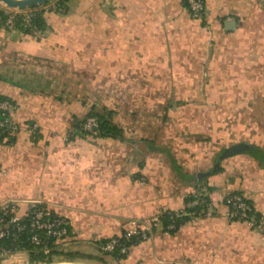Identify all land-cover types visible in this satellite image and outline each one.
<instances>
[{"label": "crops", "instance_id": "crops-1", "mask_svg": "<svg viewBox=\"0 0 264 264\" xmlns=\"http://www.w3.org/2000/svg\"><path fill=\"white\" fill-rule=\"evenodd\" d=\"M204 2L196 20L183 0H67L41 38L0 30V98L20 126L0 138V203L47 204L68 221L63 247L93 264H264V234L223 204L239 192L264 218V160L219 159L264 152V0ZM106 111L119 136L77 133ZM198 192L204 216L155 226L123 258L102 251Z\"/></svg>", "mask_w": 264, "mask_h": 264}, {"label": "built area", "instance_id": "built-area-1", "mask_svg": "<svg viewBox=\"0 0 264 264\" xmlns=\"http://www.w3.org/2000/svg\"><path fill=\"white\" fill-rule=\"evenodd\" d=\"M187 6L188 12L193 19L201 20L205 15L204 0H183ZM63 13L61 8L54 0L41 6L26 9H13L5 7L3 16L0 17V30L22 29L34 38H41L45 31L40 28L36 19L41 12ZM15 104L6 98H0V138L16 133L20 126L13 120ZM98 119L90 116L82 123L81 128L87 135H95L98 129ZM37 125H32L36 129ZM70 135L64 139L69 140ZM6 170L0 163V177L4 176ZM144 181V180H143ZM200 193L192 194V200L187 202L186 208L181 210L169 211V224L165 226L167 231L175 229V218L188 215L191 219H197L204 216L203 211L196 214L189 209L198 206ZM248 199L241 194H234L231 190H226L223 198V204L226 208V215L232 221L244 222L248 227L264 234V218L258 221L249 215L252 211V205L247 202ZM162 214L154 216L151 221L140 222L132 220L131 227L124 233V238L130 240L136 238L139 241L147 240L155 226L162 225ZM69 235L68 221L54 213L52 208L43 202L31 206L28 211H20V203L16 200H6L0 203V240H8V246L0 245V263L5 261L20 250L18 243L22 236H27L30 244L41 247V250L48 254L53 246H64ZM119 248L120 254H127L130 247L121 246L118 238H111L104 245L102 250L105 253L112 254Z\"/></svg>", "mask_w": 264, "mask_h": 264}, {"label": "trees", "instance_id": "trees-1", "mask_svg": "<svg viewBox=\"0 0 264 264\" xmlns=\"http://www.w3.org/2000/svg\"><path fill=\"white\" fill-rule=\"evenodd\" d=\"M54 1L61 8L64 9V12L66 11V2H67V0H54ZM184 4H185V2H184ZM44 12L45 11L41 12V14L37 17L36 23H37V25L40 28H42L46 32V22H45V18H44V15H45ZM2 16H3V9H0V17H2ZM90 116L97 117L98 122H99L98 129H97L95 135H98V136H119L120 135V130L112 122L111 112H109V111H106L104 113L91 112L86 118H88ZM85 119L82 120L78 124L77 129H76L77 133L86 135V133L83 132V130L81 128V125L85 121ZM224 153H225V149L221 152V154L219 156V159H224L225 158ZM262 160H264V158ZM198 193L201 194L200 195V200H202L203 202H201L195 208L189 209V211L190 212H195L196 214H198L201 211H203V215H204L207 212V208L210 206L211 201H210V198L208 197L207 194H205L203 192H198ZM233 193L234 194H241V193L236 192V191H233ZM190 200H192V195H190L188 197V201H190ZM247 202L250 203V205H252V211L249 212V215L251 217H254L257 221L259 219L263 218V216H261V214H259L256 211V209L254 208L253 203L250 200H248ZM169 216H170L169 211L164 212L161 215L164 227L167 226V224H169V222H170ZM190 219H191V217L188 216V215H184V216H181V217H176L175 218V225H176L175 229L171 230L170 232L177 231L181 227L182 224H184L186 221H188ZM68 230L70 232L69 225H68ZM124 233L125 232H123L121 236L115 237V238H118L119 243H120L121 246L131 247L132 245H135V244H138V243L141 242V241H139L136 238H131L130 240L125 239L124 236H123ZM110 239H106V240L101 242V245H100L101 249H102V245H104ZM9 244H10V242L8 240H0V245L8 246ZM18 245H19L18 248L20 250H25L28 253V260H27L28 264H51V263H57V262L82 263L83 261L80 260L79 257H87L90 260L94 259L93 257L85 256L84 254L78 253V252H69V251L64 252V250H63L64 247L63 246H61V247L53 246V249L50 251V253L45 254L41 250V247H36V246L30 244V242L27 239V236H22L20 238V242L18 243ZM107 254H109V253H107ZM55 255L60 256V259L55 261L53 259V257ZM112 255L116 256L117 258H123L125 256V254H120L119 248H117L114 251V253H112Z\"/></svg>", "mask_w": 264, "mask_h": 264}, {"label": "water", "instance_id": "water-1", "mask_svg": "<svg viewBox=\"0 0 264 264\" xmlns=\"http://www.w3.org/2000/svg\"><path fill=\"white\" fill-rule=\"evenodd\" d=\"M53 0H0V4L7 8H17V9H26V8H34L37 6H41ZM234 22H228L227 25H233ZM238 153H248L250 155L255 156L258 159L264 158V152L255 146L254 144L243 142L238 143L232 147H228L225 149L224 156L228 157Z\"/></svg>", "mask_w": 264, "mask_h": 264}, {"label": "rangeland", "instance_id": "rangeland-1", "mask_svg": "<svg viewBox=\"0 0 264 264\" xmlns=\"http://www.w3.org/2000/svg\"><path fill=\"white\" fill-rule=\"evenodd\" d=\"M64 252H67L68 249H66L64 247ZM80 260H82L83 262L80 264H93L94 262L91 261L90 259H88L87 257H79ZM53 259L56 261L58 259H60V256L55 255L53 257ZM28 260V253L26 251H18L15 254H13L12 256L8 257L5 261L1 262L0 264H28L27 263Z\"/></svg>", "mask_w": 264, "mask_h": 264}, {"label": "bare ground", "instance_id": "bare-ground-1", "mask_svg": "<svg viewBox=\"0 0 264 264\" xmlns=\"http://www.w3.org/2000/svg\"><path fill=\"white\" fill-rule=\"evenodd\" d=\"M51 264H73V263H69V262H57V263H51Z\"/></svg>", "mask_w": 264, "mask_h": 264}]
</instances>
